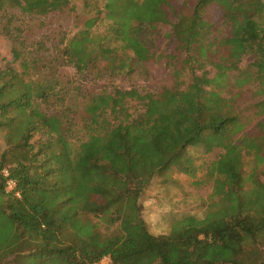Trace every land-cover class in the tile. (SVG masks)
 <instances>
[{"label": "trees", "instance_id": "1", "mask_svg": "<svg viewBox=\"0 0 264 264\" xmlns=\"http://www.w3.org/2000/svg\"><path fill=\"white\" fill-rule=\"evenodd\" d=\"M12 1L38 25L13 24L25 69L0 73V264H264V120L243 133L239 104L251 91L264 116V0H81L49 53L27 36L70 0ZM162 60L172 80L152 92L80 87ZM190 149L220 151L209 204L153 236L139 197L171 170L194 178Z\"/></svg>", "mask_w": 264, "mask_h": 264}, {"label": "rangeland", "instance_id": "2", "mask_svg": "<svg viewBox=\"0 0 264 264\" xmlns=\"http://www.w3.org/2000/svg\"><path fill=\"white\" fill-rule=\"evenodd\" d=\"M180 3L179 0H174ZM23 5V4H22ZM22 6H18L12 0H2L0 2V73L22 74L25 69V62L18 54V51L11 43V36H17L19 30L13 28V24L20 20L30 22L29 24L38 25V22L30 21ZM86 17L81 10V0H70V10H65L62 14L52 15L42 22L39 29L30 30L29 35L24 34L27 42L26 46L34 45L33 49L41 48L44 53H49L52 44L55 45L64 33L75 31V26L79 25L77 18ZM76 18V21H75ZM42 42V43H41ZM169 51V50H168ZM168 53V52H167ZM249 60L243 62L242 66ZM148 74H135L128 78H117L104 80L96 83L85 82L81 84V89L86 93L98 94L103 90L112 91V89L126 90L130 88L137 89L140 93L152 92L162 85L171 82V72L165 66V61L161 63H149L147 65ZM74 72L69 68H62L60 75L63 81L66 79H75L80 81ZM80 84V83H79ZM256 102L251 97V91L243 93L239 104L244 109L242 115L246 124L243 133L253 135L256 132V123L264 120L263 115H256L257 109L253 107ZM0 133V149H2ZM220 154L215 150L210 154L204 155L199 149H190L189 155L194 159V165L197 169L195 177H188L177 173L175 170L166 172L161 176H155L144 188L138 203L142 218L147 226L148 232L153 236L164 235L168 231L171 221L185 215L202 218L209 198L212 194V183L207 179L206 168ZM244 169L251 167V154L243 156ZM264 168V165L261 166ZM264 249V242L263 246Z\"/></svg>", "mask_w": 264, "mask_h": 264}, {"label": "built area", "instance_id": "3", "mask_svg": "<svg viewBox=\"0 0 264 264\" xmlns=\"http://www.w3.org/2000/svg\"><path fill=\"white\" fill-rule=\"evenodd\" d=\"M4 175H6V173L4 172ZM15 189V184L12 181H8L6 183V187H5V192L7 194L12 193ZM16 197H18V194L15 193L14 194ZM97 264H110V260L108 258H103L102 260H100Z\"/></svg>", "mask_w": 264, "mask_h": 264}]
</instances>
